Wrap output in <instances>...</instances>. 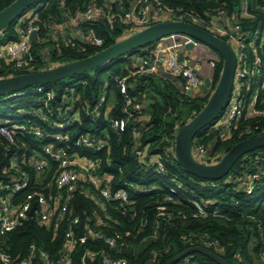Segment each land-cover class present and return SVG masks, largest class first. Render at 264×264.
I'll list each match as a JSON object with an SVG mask.
<instances>
[{
	"label": "trees",
	"instance_id": "obj_1",
	"mask_svg": "<svg viewBox=\"0 0 264 264\" xmlns=\"http://www.w3.org/2000/svg\"><path fill=\"white\" fill-rule=\"evenodd\" d=\"M14 0H0V10L8 6ZM126 8L132 0H120ZM88 2L101 3L103 0H64V8L71 13L74 9ZM170 6H180L188 11L203 16L205 12L222 11L230 16L234 11H239L240 0H163ZM246 11L253 15L252 18H243L242 25L255 28L259 22L264 21V0H246ZM40 3L38 19L35 22L41 36L50 33V23L59 22L62 18L59 0H36L29 8ZM24 11L12 23L0 31V46L6 41L17 39L19 30V18L25 15ZM47 26V27H46ZM84 28H91L97 36L103 39L101 47L85 44L78 39L61 41L43 38L42 41H32L31 50L33 61L23 70L8 69V65L0 60V78L20 73L39 71L63 63L87 57L95 52L108 47L137 31L120 21L108 24L104 19L83 22ZM48 48V57L43 52ZM50 48V49H49ZM264 64V45L261 49ZM128 55V54H127ZM222 60L215 67L213 84L218 80ZM106 72L107 77L100 79V75ZM127 73L126 61L123 57L104 63L89 72H83L71 76L72 81L66 85L61 82H51L28 87L14 98H7V94H0V106L4 103H15L16 108H28L33 105L30 95L38 87L53 90L59 97L62 93L73 88L81 92L86 98H90L105 83L112 89L116 97V105L113 109L114 116H120L122 97L115 88L114 79ZM59 83V85H58ZM58 85V86H56ZM210 92L202 97H187L182 95L169 79L161 78L154 74H139L136 76L134 88L130 94L142 101L143 120L147 122L137 132L133 127H139L135 122L127 123L123 130L114 133L108 129L102 119L91 122L85 119L81 128L92 136H100L105 139L106 146L90 153L93 157H99L101 166L99 171L107 173L111 178L114 189H125L128 194V204H119L116 201L106 202L103 207L87 193L76 190L70 193L69 207L72 217L78 219L73 226L75 233L81 224V229L89 219L92 229H97L95 221L104 219L106 225L102 232L108 236L116 237L118 243L123 242L122 247L113 249L102 239L87 238L84 242L76 241L69 253L70 264H103L101 252L111 257H122L129 264H164L168 259L191 246H202L212 253L223 257L230 264H264V176L255 182L251 193L237 190L235 185L226 182L231 175L245 170L241 166L242 157H247L254 162L259 159L260 165L264 166V147L255 149L243 155L231 168L230 172L218 180H204L184 171L176 162L174 155L165 160L164 173H157L151 166V161L146 160L140 164L132 155L131 148L141 146L150 158L165 159L166 151L174 146V130L177 126L188 122L196 115L207 102ZM152 100L151 104L145 105V100ZM4 117V115H0ZM9 123L18 120L12 117ZM250 126L257 125V131L248 135H238L236 131L225 139L218 133L211 132L206 135V125L200 129L194 137H203V142L208 147L219 153L216 162L236 142L244 138L264 133V117L242 123ZM74 129L80 130L78 126ZM82 130V129H81ZM28 142L22 139V143ZM1 168L9 166V160L0 155ZM19 167H24L19 162ZM55 164L52 165L54 169ZM24 169V168H22ZM30 177L32 172L26 168ZM251 172L255 171L254 165H250ZM3 185L7 177L11 175L3 172ZM50 174L45 183L50 178ZM174 180L180 182L181 187L171 191ZM133 184L134 187H130ZM214 184V185H213ZM0 184V197L7 194L4 186ZM40 190L44 189L38 187ZM26 190L12 193L13 203H19ZM170 198V199H169ZM195 200L204 208L205 215L198 213ZM104 212L108 218L104 217ZM69 219L49 225L41 224L33 217H27L19 221L16 227L0 235V255H6L11 263L25 259L29 255V245L34 244L50 254L52 258L66 243L64 231ZM207 241H217L218 247L207 246ZM96 253L94 256L86 253ZM258 262L254 261L253 257ZM190 257L192 264H218L214 260L199 252H192L184 258ZM35 259L30 264H35ZM0 264H4L0 259Z\"/></svg>",
	"mask_w": 264,
	"mask_h": 264
},
{
	"label": "built area",
	"instance_id": "obj_2",
	"mask_svg": "<svg viewBox=\"0 0 264 264\" xmlns=\"http://www.w3.org/2000/svg\"><path fill=\"white\" fill-rule=\"evenodd\" d=\"M246 3V0H240L239 11H234L230 16L222 11H208L200 16L183 7L170 6L163 0H132L126 8L121 5L120 0H103L99 4L88 2L77 6L73 13L64 8V0H59L62 18L58 22V40L67 42L78 39L85 44L90 43V46L101 47L103 39L97 36L93 29L82 26L83 22L97 19H104L110 25L120 21L130 30H140L159 21H181L212 33L225 40L232 48L236 65L230 98L209 124L205 134L216 131L222 139L229 137L234 131L238 135H248L257 131L258 126L241 124L264 117V64L261 54L264 37L256 27L242 25L243 18L253 17L245 10ZM40 6V3L34 5L19 18L17 39L6 41L0 46V60L8 65L10 71L23 70L33 61L32 41H42L43 38L50 37L49 32L42 37L41 30L35 23ZM32 31L36 33L34 40L30 39ZM188 44L192 46L187 48ZM137 58L139 60L135 61ZM123 59L126 61L127 73L114 79L115 88L123 100L120 116L112 114L116 105L115 93L104 83L96 93H91L90 98L73 88L58 97L53 90L46 91L38 87L34 91L36 94L30 95L33 105L20 108L18 120L9 123V120L0 119V155L9 160L6 170L1 168L0 163V184L4 183L3 172L11 175L3 185L7 194L0 197V235L12 231L19 221L27 217H33L45 225L69 219L64 231L67 241L55 258L30 244L28 257L16 264H30L33 259L36 260L35 264H70L69 253L74 243L84 242L87 238L102 239L113 249L122 247L123 242L118 243L116 237L102 232L106 225L102 218L95 221L97 229H92L90 220L87 219L81 236L78 230L75 233L73 229L78 223V219L72 217L69 207L70 193L73 191L91 195L101 207L110 201H116L120 205L129 203L126 190L114 189L108 174L99 171V157L90 154L99 151L107 143L104 138L92 136L81 128L85 119L91 122L102 119L114 133L123 130L127 123L135 122L140 125L133 127L137 132L147 125L143 120L142 101L130 94L137 75L154 74L169 79L182 95L193 98V88L201 82L199 71L208 68L214 72L221 57L207 44L189 34L177 32L165 35L156 42L125 55ZM20 94L23 93L12 92L7 98ZM74 126L82 130L74 129ZM22 139H27L28 142L22 143ZM136 145L131 148V153L139 163L141 164L145 157L151 161V166L157 173H164L165 160L174 155V146L166 151L165 159H149L145 150ZM192 155L198 162L211 164L216 162L219 153L211 150L203 142V137H194ZM247 160V157H242L241 166H245V170L234 173L226 182L235 185L237 190L251 193L255 182L264 176V166L260 165L258 158H255L254 162L249 159L246 164ZM19 162L24 167H19ZM251 164L255 168L253 172L250 170ZM25 167L30 169L32 177ZM49 174L51 176L45 183ZM173 184L171 191L181 187L177 180H174ZM130 187L134 185L130 184ZM19 190H26V193L19 203H13L12 193ZM192 203L199 215H205L202 205L195 200H192ZM33 205L35 207L30 215ZM104 217L108 218L105 212ZM206 245L218 247L217 241H207ZM86 254L94 256L96 253ZM101 255L103 264H129L122 257L114 258L104 252H101ZM0 259L4 264L11 263L4 254L0 255ZM179 264L192 263L190 257H186Z\"/></svg>",
	"mask_w": 264,
	"mask_h": 264
},
{
	"label": "water",
	"instance_id": "obj_3",
	"mask_svg": "<svg viewBox=\"0 0 264 264\" xmlns=\"http://www.w3.org/2000/svg\"><path fill=\"white\" fill-rule=\"evenodd\" d=\"M36 0H14L0 10V31L12 23L24 11L29 9ZM61 10V9H60ZM215 17H213L214 19ZM182 32L210 46L222 60L220 74L215 84L209 78H203V84L212 92L203 108L188 122L177 126L174 130V158L177 164L186 172L204 180H218L226 176L233 165L245 154L264 147V133L253 135L236 142L221 158L211 164H204L194 159L192 155V140L196 133L210 124L227 104L233 86L236 57L232 48L225 40L202 30L192 24L181 21H159L137 30L125 38L105 47L87 57L63 63L39 71L20 73L0 78V94L19 92L28 87L56 82L73 75L89 72L106 62L132 54L136 50L152 44L170 33ZM35 31L30 34L34 40ZM90 44V43H88ZM192 45H186L190 48ZM190 93V91H188ZM149 100L145 101L148 105ZM33 205L29 214H32ZM79 236L82 235L81 224L78 227ZM199 252L214 260L218 264H230L223 257L212 253L202 246H191L177 253L164 264H175L186 255Z\"/></svg>",
	"mask_w": 264,
	"mask_h": 264
},
{
	"label": "rangeland",
	"instance_id": "obj_4",
	"mask_svg": "<svg viewBox=\"0 0 264 264\" xmlns=\"http://www.w3.org/2000/svg\"><path fill=\"white\" fill-rule=\"evenodd\" d=\"M256 29L258 30V32H260L262 34V36L264 37V21L262 22H259L257 24V27ZM194 53V51H192ZM139 58H137V60L135 61H138ZM107 77V73L106 72H103L101 75H100V79L101 80H104L105 78ZM72 81V77H68V78H64V79H61L59 80L58 82H61V85H66L68 84L69 82ZM105 83V82H104ZM59 85V83H58ZM56 85V86H58ZM197 91V88H193V93L195 94V92ZM194 97V96H193ZM111 102H112V99H111ZM16 104L15 103H4V104H1L0 106V115H4V117H0V119L6 121L12 117H17L20 113V110L16 108ZM254 261L258 262L257 258L254 257L252 255ZM179 264V263H178Z\"/></svg>",
	"mask_w": 264,
	"mask_h": 264
},
{
	"label": "crops",
	"instance_id": "obj_5",
	"mask_svg": "<svg viewBox=\"0 0 264 264\" xmlns=\"http://www.w3.org/2000/svg\"><path fill=\"white\" fill-rule=\"evenodd\" d=\"M50 36H51V39H55V40H58V34H59V24L58 22H55V21H52L50 23ZM50 49V48H49ZM45 52L44 55L46 57H48V48L46 47L44 49ZM214 73L215 71L213 72L211 69H208V68H203L199 71V75L201 77V82L198 84V86L196 87L197 88V91L194 93H192V95L194 97H202V96H205L207 95L209 92H210V88L209 87H206L204 84H203V78L204 77H207L210 79L211 82H213V79H214ZM149 100V99H147ZM146 101V100H145ZM151 102H148V104H151L152 103V100H149ZM146 105V104H145Z\"/></svg>",
	"mask_w": 264,
	"mask_h": 264
}]
</instances>
